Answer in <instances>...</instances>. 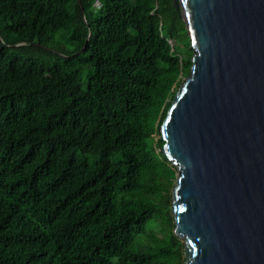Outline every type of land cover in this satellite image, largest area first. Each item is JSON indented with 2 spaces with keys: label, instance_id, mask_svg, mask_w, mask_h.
Returning <instances> with one entry per match:
<instances>
[{
  "label": "trees",
  "instance_id": "16d2710c",
  "mask_svg": "<svg viewBox=\"0 0 264 264\" xmlns=\"http://www.w3.org/2000/svg\"><path fill=\"white\" fill-rule=\"evenodd\" d=\"M192 55L172 0H0V264L183 263L149 224Z\"/></svg>",
  "mask_w": 264,
  "mask_h": 264
},
{
  "label": "water",
  "instance_id": "95a60500",
  "mask_svg": "<svg viewBox=\"0 0 264 264\" xmlns=\"http://www.w3.org/2000/svg\"><path fill=\"white\" fill-rule=\"evenodd\" d=\"M172 5L193 50L160 127L182 264H264V0Z\"/></svg>",
  "mask_w": 264,
  "mask_h": 264
},
{
  "label": "rangeland",
  "instance_id": "374dc122",
  "mask_svg": "<svg viewBox=\"0 0 264 264\" xmlns=\"http://www.w3.org/2000/svg\"><path fill=\"white\" fill-rule=\"evenodd\" d=\"M173 186H174V184H173ZM173 186H172V188H173ZM171 191H172V189H171ZM169 209L171 211V209H172L171 206L169 207ZM171 218L173 219L172 214H171ZM159 223H160V225H159ZM171 223H172V226L170 228ZM149 225L150 226L152 225L151 229L153 228V231L155 233V236H157L158 238H161V233H167V231L169 229H171L172 231L174 230V220L172 222V220H170L166 216H163L161 220H156V221L153 222V224L151 223ZM146 232L148 233L149 231H146Z\"/></svg>",
  "mask_w": 264,
  "mask_h": 264
},
{
  "label": "built area",
  "instance_id": "2783aa9c",
  "mask_svg": "<svg viewBox=\"0 0 264 264\" xmlns=\"http://www.w3.org/2000/svg\"><path fill=\"white\" fill-rule=\"evenodd\" d=\"M95 6H100V4H99V2H95V4H94Z\"/></svg>",
  "mask_w": 264,
  "mask_h": 264
}]
</instances>
